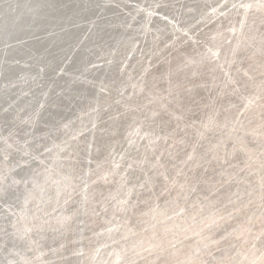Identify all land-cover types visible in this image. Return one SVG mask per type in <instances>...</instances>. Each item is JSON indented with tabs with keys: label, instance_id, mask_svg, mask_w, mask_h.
<instances>
[{
	"label": "rangeland",
	"instance_id": "1",
	"mask_svg": "<svg viewBox=\"0 0 264 264\" xmlns=\"http://www.w3.org/2000/svg\"><path fill=\"white\" fill-rule=\"evenodd\" d=\"M17 1L0 264H264V0Z\"/></svg>",
	"mask_w": 264,
	"mask_h": 264
},
{
	"label": "bare ground",
	"instance_id": "2",
	"mask_svg": "<svg viewBox=\"0 0 264 264\" xmlns=\"http://www.w3.org/2000/svg\"><path fill=\"white\" fill-rule=\"evenodd\" d=\"M19 1V0H18ZM17 1V2H18ZM23 1V0H22ZM27 1V0H26ZM34 1V3H36L37 4V6L36 5H33L32 7H31V9L35 12V10H36V8H38V7H40L41 8V6H45V7H47V5L48 4H50V1L51 0H43V2H40V0H33ZM32 1V2H33ZM14 2V1H13ZM27 2H29V1H27ZM31 2V1H30ZM7 3V2H6ZM15 3V2H14ZM22 4H24V2L22 3ZM25 4H26V2H25ZM33 4V3H32ZM47 4V5H46ZM19 5V4H18ZM31 5V4H30ZM15 6V5H14ZM26 6V5H25ZM29 6V5H28ZM50 6V5H49ZM10 7H12V5L10 6ZM9 6H6V5H4V6H0V34H3L5 31L6 32H8L9 31V37L8 38H16L17 36H19L20 34H21V36H22V34H23V32L24 31H26L27 30V28L29 27L30 28V25H28L27 23H26V18L24 19V17H25V15L23 16L22 15V13L20 12V15H19V13H18V16L16 15V12H15V15H16V17H15V15L13 16V15H11L12 14V11L14 12L15 10H12V8H10ZM18 8H19V6H17ZM22 7V6H21ZM20 7V8H21ZM61 7V6H60ZM7 8H8V10H7ZM15 8V7H14ZM24 8H26V7H24ZM48 8V7H47ZM46 8V9H47ZM43 9V8H42ZM41 9V10H42ZM21 10V9H20ZM27 10V9H26ZM38 10H40V9H38ZM52 10V9H51ZM22 11V10H21ZM29 11V10H28ZM46 11V10H45ZM44 11V12H45ZM50 11V10H49ZM23 12V11H22ZM29 12H31V11H29ZM28 12V13H29ZM38 12V11H37ZM41 12V11H40ZM32 13V12H31ZM27 14V13H26ZM41 14H42V12H41ZM29 15V14H28ZM31 15V14H30ZM29 15V16H30ZM46 15L47 14H45L44 16L46 17ZM32 16H34V15H32ZM38 15H36L35 16V18L37 17ZM41 16V15H40ZM43 16V15H42ZM16 18H18L17 20H16ZM29 18V17H28ZM43 18V17H42ZM48 18V17H47ZM33 19V18H32ZM32 19H31V21H32ZM37 19H38V17H37ZM41 19V18H40ZM22 20V21H21ZM28 20H30V18L28 19ZM34 21H37V20H35L34 19ZM40 21V20H39ZM38 21V22H39ZM46 21V20H45ZM25 22V23H24ZM37 22V23H38ZM32 23V22H31ZM30 23V24H31ZM40 23V22H39ZM38 23V24H39ZM35 23H33V24H31L32 26H31V29H32V27H33V25H34ZM5 25H8V26H5ZM10 25V26H9ZM36 25V24H35ZM42 25V24H41ZM1 26H5V27H1ZM13 26V27H12ZM8 30V31H7ZM32 31V30H31ZM37 31H32L31 33L32 34H34V33H36ZM4 34H6V33H4ZM28 35V34H27ZM6 36V35H5ZM4 36V37H5ZM1 37V36H0ZM6 37V38H7ZM7 38V39H8ZM5 41V39L3 40V42ZM7 42H9L10 43V41L9 40H7L6 41V43ZM6 43H4V45L6 44ZM4 45H2L3 47H4ZM11 50V49H10ZM5 51H6V49H5ZM9 53V52H8ZM10 55V54H9ZM10 57V56H9ZM9 61H10V58H9ZM12 61V60H11ZM16 61V60H15Z\"/></svg>",
	"mask_w": 264,
	"mask_h": 264
},
{
	"label": "water",
	"instance_id": "3",
	"mask_svg": "<svg viewBox=\"0 0 264 264\" xmlns=\"http://www.w3.org/2000/svg\"><path fill=\"white\" fill-rule=\"evenodd\" d=\"M22 21V20H21ZM25 23V22H24ZM10 26V25H9ZM13 27V26H12ZM2 34H0V36H1Z\"/></svg>",
	"mask_w": 264,
	"mask_h": 264
}]
</instances>
